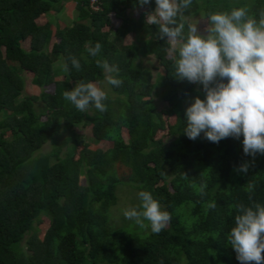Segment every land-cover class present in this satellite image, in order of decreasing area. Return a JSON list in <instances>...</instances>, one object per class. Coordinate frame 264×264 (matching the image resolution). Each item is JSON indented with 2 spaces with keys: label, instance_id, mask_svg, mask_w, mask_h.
<instances>
[{
  "label": "trees",
  "instance_id": "obj_1",
  "mask_svg": "<svg viewBox=\"0 0 264 264\" xmlns=\"http://www.w3.org/2000/svg\"><path fill=\"white\" fill-rule=\"evenodd\" d=\"M72 1L75 16L50 42V21L41 17L59 12L62 0H0V264H240L226 237L236 205L252 203L248 185L252 200L264 205V155L246 156L243 136L217 144L203 133L195 140L184 134L186 108L205 92L176 79L168 43L157 25L146 23L155 0L143 7L137 0H98L97 10L88 0ZM129 6L135 18L123 13ZM242 6L257 20L264 12V0H192L186 15L208 23L209 14ZM89 42L102 44L99 56L88 54ZM149 55L160 74L140 64ZM97 60L118 66L123 83L109 85L107 111L82 113L63 93L80 81H100ZM64 61L70 74L62 70ZM22 72L38 93L24 92ZM155 94L164 107H157ZM77 123L110 145L89 147L74 130ZM59 130L65 133L62 155L57 148L40 152ZM116 159L128 169L125 180L115 173ZM245 163L247 173L237 171ZM118 185L135 190L136 205L138 193L150 191L171 223L159 234L110 224ZM211 202L215 209L208 208ZM40 216L47 226L38 237Z\"/></svg>",
  "mask_w": 264,
  "mask_h": 264
},
{
  "label": "clouds",
  "instance_id": "obj_2",
  "mask_svg": "<svg viewBox=\"0 0 264 264\" xmlns=\"http://www.w3.org/2000/svg\"><path fill=\"white\" fill-rule=\"evenodd\" d=\"M150 3L151 0H137L139 7ZM191 4L192 0H155L154 11L145 17L147 24L158 26L159 38L168 43L176 79L198 83L205 92L204 99L197 96L186 108L184 134L195 140L203 133L208 141L217 144L225 138L243 136L246 156L264 155V12L258 20L250 15L247 6L211 13L208 25L201 31L198 23H192L186 15ZM102 47L100 42L94 46L89 42L86 51L97 57ZM68 59L73 68L81 70L75 56ZM96 63L104 70L107 85H122L118 66L107 60ZM62 70L70 74L68 61L63 62ZM63 98L82 113L93 108L101 113L107 111L108 92L94 82H77L71 90L64 91ZM248 167L242 164L237 171L247 173ZM205 187H200L201 195ZM247 191L252 203L236 205L238 214L226 241L240 264H264V205L252 200L253 185H248ZM138 199L140 203L124 209L123 216L159 234L171 223V213L162 209L150 191H140ZM208 208L215 209L216 203H209Z\"/></svg>",
  "mask_w": 264,
  "mask_h": 264
},
{
  "label": "rangeland",
  "instance_id": "obj_3",
  "mask_svg": "<svg viewBox=\"0 0 264 264\" xmlns=\"http://www.w3.org/2000/svg\"><path fill=\"white\" fill-rule=\"evenodd\" d=\"M151 12V11H150ZM76 9L73 6V1L72 0H62L61 3V9L57 13L53 12H48L46 16L41 17V19H48L50 21V28H51V37H50V42L56 40L59 32L64 29L66 26L70 25L71 20L75 16ZM131 17L135 18L136 15V10H134L131 6L126 7L124 9V12ZM39 21V20H37ZM190 21L192 23H198V27L203 31L208 25V23L205 21V19L198 18L197 16H193L190 18ZM132 39V34H127L123 41L128 42ZM24 46H27V41L23 43ZM140 64L142 66H146L152 71V75H155L156 73L160 74L161 69L157 67L156 62L154 58L149 55L145 58L140 59ZM58 61H55L53 63V66H57ZM152 67H156L153 69ZM23 78H24V92L28 94H36L38 93V88L34 87L30 84V75L26 72H22ZM105 73L102 79L98 82V86H103L105 90L108 93H111L109 89V85L106 84L105 80ZM95 83V82H94ZM157 87L155 88V90ZM46 91L51 90V86H48L45 88ZM157 93V92H156ZM153 100L156 101V105L158 108L164 107L165 104L157 98V94L153 95ZM37 104H35L36 106ZM172 118L168 117V120L171 121ZM74 130L80 134L83 137V140L89 145L91 148L95 147H101L105 148L110 145V142L108 141H96L95 139L91 138L90 132H89V126H82L81 123L74 124L73 126ZM161 131L156 132V135H159ZM121 136L125 139L126 134L123 129H121ZM64 137L65 133L61 130H59L56 134L52 136L51 139L47 140L42 147L40 148V152H51L53 149H58L59 150V155H62L64 148H65V143H64ZM51 160H53V157H51ZM113 168L115 170V173L120 180H125L127 175H128V169L121 165L117 159L115 160L113 164ZM80 180L83 182V178L81 177ZM115 194H116V201L113 205L109 207L108 210V218H109V223L115 226L120 225L122 222L124 223L125 226H130L133 227L136 225L134 221L128 220L123 216V210L129 207H134L137 206V195L135 194V190L132 188H129L125 185H118L116 186L115 189ZM47 226V218L45 216H40L38 223L34 224L35 227V234L40 237ZM137 226V225H136ZM135 226V227H136ZM145 230V228H143Z\"/></svg>",
  "mask_w": 264,
  "mask_h": 264
},
{
  "label": "built area",
  "instance_id": "obj_4",
  "mask_svg": "<svg viewBox=\"0 0 264 264\" xmlns=\"http://www.w3.org/2000/svg\"><path fill=\"white\" fill-rule=\"evenodd\" d=\"M88 7L90 10L99 9L98 0H88Z\"/></svg>",
  "mask_w": 264,
  "mask_h": 264
}]
</instances>
